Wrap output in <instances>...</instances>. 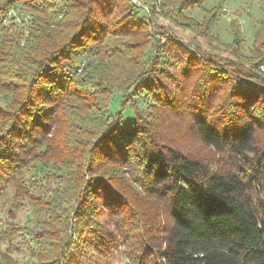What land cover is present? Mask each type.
<instances>
[{
  "label": "trees",
  "instance_id": "trees-1",
  "mask_svg": "<svg viewBox=\"0 0 264 264\" xmlns=\"http://www.w3.org/2000/svg\"><path fill=\"white\" fill-rule=\"evenodd\" d=\"M174 1L0 0L5 264H81L83 253L119 250L127 264H264V127L255 118L264 114V58L243 60L207 31L181 29L173 19L190 21L187 8L207 0ZM213 10L206 30L225 12ZM121 27L140 47H117ZM230 30L241 48L237 20ZM159 112L188 120L217 159L161 135ZM127 187L159 197L165 228ZM46 210L53 231L41 227Z\"/></svg>",
  "mask_w": 264,
  "mask_h": 264
},
{
  "label": "rangeland",
  "instance_id": "rangeland-1",
  "mask_svg": "<svg viewBox=\"0 0 264 264\" xmlns=\"http://www.w3.org/2000/svg\"><path fill=\"white\" fill-rule=\"evenodd\" d=\"M137 2L141 3V0H138ZM219 4H223L225 12L220 18L216 17L211 24V28L206 30V28L203 27L204 12L211 13L212 15V13H214L213 9ZM169 5H171V3H169ZM187 9H189L188 15L191 17L190 21H184L180 23L179 20L173 19L179 25L181 24V26H183L180 27L181 29L183 28L186 32L195 31L197 33L201 31H207V34H212L217 38V40L214 39V42H216L217 46L222 47L223 49H226L230 52L233 51L236 55H238L239 58L243 60H256L258 59L257 57L264 58V45L262 44V42L264 41V4L262 0H207V2L201 8L196 7L195 4H191L190 8ZM160 11H162V9L159 7L157 9V12ZM232 19L237 20V23L242 27L241 36L244 40V45L241 46V48H239L234 43L233 33L230 30V21ZM122 22L124 23L123 20ZM118 29L119 32L117 33L120 36L114 39L118 48L120 47L123 51H125L128 50L126 49L127 47H140V45L142 44L141 39L134 38L129 36V34H126V32L124 31H127V29L124 27ZM48 31L52 33L53 37L60 35L59 32L54 30V26L49 27ZM137 52L138 51H136V53ZM122 65L129 70H133V73L138 72V68L136 69V67L138 66L136 60L132 61V63L129 65L127 59ZM119 70L122 71L120 67L119 69L116 68L115 74H118ZM100 99L101 98H98V100ZM96 109L99 111V107H97ZM92 112L97 113V111L93 109ZM255 118L256 120L260 119V123L264 127V114L257 111ZM187 122L188 120L178 119L168 115L166 116L164 112H159L156 124L160 134L163 136H167L168 139H172L175 146H179L183 150L189 151L193 155L200 158L215 161L217 159L216 151L211 147L204 146L196 135L190 133L186 125ZM51 136L52 134L49 135L48 138L51 139ZM74 137H77L75 139L80 138L78 133H75ZM56 140L57 145L59 146L62 140L61 136ZM260 140L264 141V135L260 136ZM51 155L52 154L50 153L48 157H50ZM122 183L123 181L121 180L117 184L121 187ZM132 189L134 188H131V191L126 192V194L128 193L127 195L131 197V199L139 206L141 210L147 212L148 217L151 221H153V227L155 229H158V232L161 229L160 227L165 228L167 226V221L159 218L158 214H160V211L159 213H157V211L159 210L157 199L159 200V197L156 196L152 199L143 198L141 196L136 197L135 191ZM48 203L50 202L46 199L45 202L40 203V205L42 206V208L50 210L51 207L54 206H51V204ZM49 210H46L47 215H44L42 218L43 225H41V227L43 229L53 231L54 228L52 226L47 227L49 223ZM7 219V214L2 211L0 213V220L7 221ZM17 219L24 224L28 220V213L26 211H22L18 215ZM158 232L156 236H158L159 234L161 235V233ZM48 251L49 249L46 250L44 255H47ZM82 257L83 260L81 264H127V257L125 255H122L121 250L116 252L113 256L107 257L106 259L101 255L98 256V254H94V252L83 253ZM4 262H6L5 259H0V264H5ZM35 262L38 261L35 260L33 263Z\"/></svg>",
  "mask_w": 264,
  "mask_h": 264
},
{
  "label": "built area",
  "instance_id": "built-area-1",
  "mask_svg": "<svg viewBox=\"0 0 264 264\" xmlns=\"http://www.w3.org/2000/svg\"><path fill=\"white\" fill-rule=\"evenodd\" d=\"M138 0H134V2H137ZM261 71H262V74H263V76H264V64H263V66H262V68H261Z\"/></svg>",
  "mask_w": 264,
  "mask_h": 264
}]
</instances>
